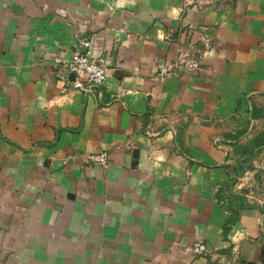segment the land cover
<instances>
[{"label": "crops", "instance_id": "obj_1", "mask_svg": "<svg viewBox=\"0 0 264 264\" xmlns=\"http://www.w3.org/2000/svg\"><path fill=\"white\" fill-rule=\"evenodd\" d=\"M81 40L106 81L62 96ZM262 123L264 0H0V264H264V199L220 200Z\"/></svg>", "mask_w": 264, "mask_h": 264}, {"label": "built area", "instance_id": "obj_2", "mask_svg": "<svg viewBox=\"0 0 264 264\" xmlns=\"http://www.w3.org/2000/svg\"><path fill=\"white\" fill-rule=\"evenodd\" d=\"M91 46L90 41L81 40L80 47H77L71 59L57 63L55 74L56 78L62 83V96H67L72 91L77 90L90 93L93 88L101 87L105 83L108 71L107 65L102 60L82 51V48L89 49ZM202 65L203 58L200 56L179 55L176 59L170 60L160 67L156 80L164 82L184 73H196L202 69ZM70 76H73L74 79H70ZM87 159L90 163L103 168H108L110 165V156L106 152L88 155ZM248 202L250 204H262L260 200H253L252 198ZM193 251L199 256L207 254L206 243L203 240L197 241L193 245Z\"/></svg>", "mask_w": 264, "mask_h": 264}, {"label": "rangeland", "instance_id": "obj_3", "mask_svg": "<svg viewBox=\"0 0 264 264\" xmlns=\"http://www.w3.org/2000/svg\"><path fill=\"white\" fill-rule=\"evenodd\" d=\"M256 137L247 138L239 143L240 134L237 136L228 135L227 139L231 141L237 140L233 144L229 152V173L234 177V183L227 186L221 195L220 200L228 199L229 208H233L234 212H238L241 208L252 207L250 198L253 200L264 199V154L254 150V141L256 139H264V123L258 126Z\"/></svg>", "mask_w": 264, "mask_h": 264}, {"label": "trees", "instance_id": "obj_4", "mask_svg": "<svg viewBox=\"0 0 264 264\" xmlns=\"http://www.w3.org/2000/svg\"><path fill=\"white\" fill-rule=\"evenodd\" d=\"M264 146V139H256L255 141H254V147H258V146Z\"/></svg>", "mask_w": 264, "mask_h": 264}, {"label": "water", "instance_id": "obj_5", "mask_svg": "<svg viewBox=\"0 0 264 264\" xmlns=\"http://www.w3.org/2000/svg\"><path fill=\"white\" fill-rule=\"evenodd\" d=\"M59 136H57V138H58Z\"/></svg>", "mask_w": 264, "mask_h": 264}]
</instances>
